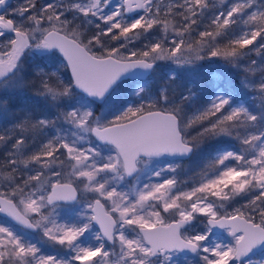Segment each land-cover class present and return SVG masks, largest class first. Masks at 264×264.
Here are the masks:
<instances>
[{
  "label": "snow or ice",
  "instance_id": "1",
  "mask_svg": "<svg viewBox=\"0 0 264 264\" xmlns=\"http://www.w3.org/2000/svg\"><path fill=\"white\" fill-rule=\"evenodd\" d=\"M0 122V264H264V0H0Z\"/></svg>",
  "mask_w": 264,
  "mask_h": 264
},
{
  "label": "trees",
  "instance_id": "2",
  "mask_svg": "<svg viewBox=\"0 0 264 264\" xmlns=\"http://www.w3.org/2000/svg\"><path fill=\"white\" fill-rule=\"evenodd\" d=\"M250 58H255L258 61V63L260 61V58L257 57L254 53L251 55ZM36 63H38V62H35L31 58H29L25 63L26 70L29 73H31V71H32V69ZM159 64H160V68L157 70L156 78H157L159 83H163L164 79H166L165 73H167L169 71V69H171V68L174 69L175 66L170 64L169 62H166V61H161V62H159ZM221 65H222L221 62L215 61V60L208 62V63H207V60L198 62L195 65V67H198L196 74L192 73V72L190 73V69H187L188 72H187V70H182V71H186L187 73L182 72V77H181L180 81H178V83H181L182 85L187 87L193 80H196V81L203 83L205 85V89H206V92L208 94H210L212 91L215 90L214 86L217 84L220 87H223L224 81L226 79L231 80L233 82V84L239 85V81L242 79L244 73L242 71H237V70L235 71V73H233L234 70H230L229 73H226L224 69L223 70L215 69L216 66H221ZM40 66L43 67L45 69V71H51L52 70L51 67L47 63H41ZM204 66H207V67H205V69H207L208 73L207 74L205 73L204 75H202V73L205 72ZM216 71H219V72H217L218 73L217 78H219V79H217V81L215 82V80H212V76L210 75V73H213ZM131 86H132L131 83H126L123 87L125 89H127V88H130ZM241 92L243 93V92H245V90L241 89ZM118 95H119V93H118ZM36 100H37V98L32 96L31 93H24V94H19V95L11 97L9 99V105L13 108L33 107V106H35ZM245 100H246L247 104L250 107H252L254 110L258 109L259 105L261 104L260 99L259 98H253L251 93H248L245 96ZM37 111L39 112V109ZM3 127H4V123L0 122V129H2ZM224 146L227 147L229 145H224ZM188 161H190V162L188 163ZM186 163H188L189 168L187 167L188 165L185 166ZM201 163H202V161L196 155H194L191 160L186 159L184 162L183 168L180 171L181 177L194 175L196 172L199 171L198 165H200Z\"/></svg>",
  "mask_w": 264,
  "mask_h": 264
},
{
  "label": "rangeland",
  "instance_id": "3",
  "mask_svg": "<svg viewBox=\"0 0 264 264\" xmlns=\"http://www.w3.org/2000/svg\"><path fill=\"white\" fill-rule=\"evenodd\" d=\"M22 2V0H11V6H12V8H15L16 6H17V4H19V3H21ZM250 59H255V58H250ZM250 59H249V61H250ZM208 62H211V61H208L207 60V63ZM175 66V65H174ZM208 66V65H207ZM207 66H204V70H205V72H203L202 73V75H204L205 73L207 74L208 73V71H207V69H205V67H207ZM209 67V66H208ZM175 68H176V66H175ZM197 68L198 67H193V68H191L190 69V73L192 72V73H195L196 74V72H197ZM215 68V67H214ZM172 69V68H171ZM215 69H220V70H223L224 68H223V66L221 65V66H216V68ZM170 70V69H169ZM179 71H181V72H183V73H187L188 72V70H187V72L186 71H182V70H179ZM235 71L236 70H234L233 71V73H235ZM217 72H219V71H216V72H213V73H210V75L212 76V80H215V82L217 81V79H219V78H217L218 77V73ZM240 82V81H239ZM97 114H99V112L97 113ZM190 161H188V163H189ZM188 163H186L185 164V166H187L188 165ZM188 168H189V165L187 166ZM187 172V171H186ZM18 227V226H17ZM38 239H39V237H37ZM254 259H259V256H257V257H254Z\"/></svg>",
  "mask_w": 264,
  "mask_h": 264
},
{
  "label": "flooded vegetation",
  "instance_id": "4",
  "mask_svg": "<svg viewBox=\"0 0 264 264\" xmlns=\"http://www.w3.org/2000/svg\"><path fill=\"white\" fill-rule=\"evenodd\" d=\"M18 226V225H17ZM19 227V226H18Z\"/></svg>",
  "mask_w": 264,
  "mask_h": 264
},
{
  "label": "bare ground",
  "instance_id": "5",
  "mask_svg": "<svg viewBox=\"0 0 264 264\" xmlns=\"http://www.w3.org/2000/svg\"><path fill=\"white\" fill-rule=\"evenodd\" d=\"M52 69V68H51Z\"/></svg>",
  "mask_w": 264,
  "mask_h": 264
}]
</instances>
